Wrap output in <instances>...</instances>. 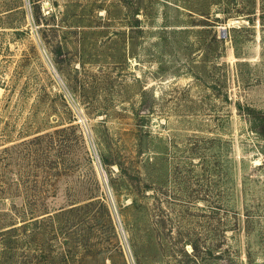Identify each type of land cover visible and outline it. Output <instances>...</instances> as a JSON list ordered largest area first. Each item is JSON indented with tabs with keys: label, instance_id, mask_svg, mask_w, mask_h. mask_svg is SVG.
I'll use <instances>...</instances> for the list:
<instances>
[{
	"label": "rangeland",
	"instance_id": "rangeland-1",
	"mask_svg": "<svg viewBox=\"0 0 264 264\" xmlns=\"http://www.w3.org/2000/svg\"><path fill=\"white\" fill-rule=\"evenodd\" d=\"M262 118L264 0H0V264H264Z\"/></svg>",
	"mask_w": 264,
	"mask_h": 264
},
{
	"label": "trees",
	"instance_id": "trees-1",
	"mask_svg": "<svg viewBox=\"0 0 264 264\" xmlns=\"http://www.w3.org/2000/svg\"><path fill=\"white\" fill-rule=\"evenodd\" d=\"M210 11L211 10L208 8V10L201 12L200 15L202 17L209 18L210 17ZM205 26H206V24H205ZM215 42L218 43V44L221 43V41H219L217 39V36H215ZM262 122H264V118H262ZM261 126H262V133L264 134V124L262 123ZM71 130H72V132L75 131V129L72 128V127L60 128V129H58L56 131V135H57L58 138L54 139V141L58 139L57 140V142H58V153H59V156H60V159H61V164H64V161L67 158V155L69 153L68 149L72 148V146H73V144H71L72 138L69 135V132ZM46 136H48V135L40 136V137H38V138H36L34 140H40L41 138H44ZM34 140H31L29 143H32ZM93 199H95V198H90L89 200H87V202H85L86 204H83L82 206H75V207L71 208L69 211L73 212V211H77V210H82V209L90 207V206H95V203H97V202H94ZM100 204H102V203H100ZM74 205L75 204H72V206H74ZM102 205H104V204H102ZM48 213L49 212H45L43 214V216L47 215ZM46 220H48L47 221L48 225L51 226L53 228V231L55 232V226H54V223H53L54 221H53L52 216H47ZM46 220H45V218H43V221H41V223H47ZM13 226H15V225H13ZM15 232H16V230H15ZM8 234L9 235L11 234V232H9V230L6 231V232H3V230L0 231V235L2 236V238L7 236ZM5 244H6V242H5ZM66 244H67V240H65V245ZM194 248H195V254L193 256L197 257L196 252L198 250V247L194 246ZM38 259L43 260V261H45L47 263L50 260V261H53L54 264H69V261H70L69 259H72L71 249L69 248L67 251L62 252L58 256L52 255L51 253L46 254L45 252H43L42 255H39Z\"/></svg>",
	"mask_w": 264,
	"mask_h": 264
},
{
	"label": "water",
	"instance_id": "water-1",
	"mask_svg": "<svg viewBox=\"0 0 264 264\" xmlns=\"http://www.w3.org/2000/svg\"><path fill=\"white\" fill-rule=\"evenodd\" d=\"M221 34H222V37H224V36H225V34H226V30H225V29H222V32H221Z\"/></svg>",
	"mask_w": 264,
	"mask_h": 264
}]
</instances>
